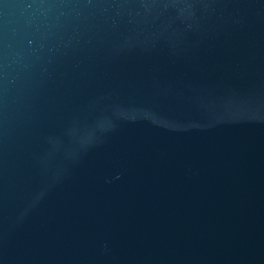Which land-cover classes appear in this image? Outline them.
Segmentation results:
<instances>
[{"label":"water","instance_id":"water-1","mask_svg":"<svg viewBox=\"0 0 264 264\" xmlns=\"http://www.w3.org/2000/svg\"><path fill=\"white\" fill-rule=\"evenodd\" d=\"M0 264H264V0H0Z\"/></svg>","mask_w":264,"mask_h":264}]
</instances>
